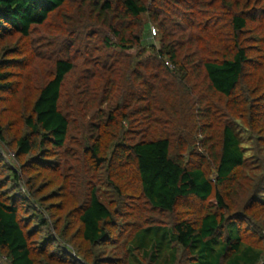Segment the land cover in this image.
<instances>
[{
  "label": "trees",
  "instance_id": "1",
  "mask_svg": "<svg viewBox=\"0 0 264 264\" xmlns=\"http://www.w3.org/2000/svg\"><path fill=\"white\" fill-rule=\"evenodd\" d=\"M1 104L0 264H264V0H0Z\"/></svg>",
  "mask_w": 264,
  "mask_h": 264
},
{
  "label": "rangeland",
  "instance_id": "2",
  "mask_svg": "<svg viewBox=\"0 0 264 264\" xmlns=\"http://www.w3.org/2000/svg\"><path fill=\"white\" fill-rule=\"evenodd\" d=\"M76 5L77 4H74L73 7H76ZM51 21L52 22L49 23V25H45V26L40 27L38 29L37 33L34 34V37H32V39H34L33 46H35V48L40 49V51L42 50V52H44V53H45V51H47V48L45 46V43L47 41L53 40L55 44H58V43L62 42L67 37V35L72 34V33H79L76 29H75V32L74 31L72 32V30L74 28L70 29V28L65 27L63 24H61V22H58L57 20L55 21L54 17L51 19ZM54 22L57 25H53ZM60 28H61V30H59ZM150 28H151V33L153 35L154 30L156 32L157 28L154 25H152ZM155 40H156L155 43L157 44L158 39L156 38ZM36 46H38V47H36ZM61 53L63 54V51H61ZM72 54H73V56H75V53H72ZM127 62H124V64L127 65ZM122 67L124 68V66H122ZM134 67L135 66L132 65V67L129 69V71L132 70V68H134ZM30 68L35 69L34 72H32V74L36 78L42 79L46 76V74H47L46 72L52 68V60L47 59L46 56H43L40 58L39 57L38 58L32 57ZM129 71H128V69H127V71H125L124 77H125V82L131 84V82H133V81H132V76H130V74H129ZM147 80L149 81L150 85H151V83L153 84L155 82L154 80L151 79V75H150V78L147 77ZM119 83L120 82H118V84ZM155 83H156V85L159 84L158 82H155ZM165 83L168 84V79L165 80ZM168 85L169 86H167V90H169L171 92L172 96L168 97L166 95V93L162 91V89H160L159 94L156 92L158 94V95H156V98H155V105H156L157 111L154 112V115L155 116L160 115L162 122H166L167 118H170V119L173 118V115L176 112V115H179L182 118V122L184 125L183 131H184V137L186 139L187 144L185 145L186 152H184V150H183V153L188 154L192 150H194L195 152L203 153L205 149H204V147L200 146L198 139L200 138V135H199L200 126H201V128L205 127L203 125L205 120L199 118L197 115H191V114H189V111L185 110L184 107H185L186 101L187 100L189 101L191 98V96L187 92L188 87L182 89L181 88L182 85L177 83L175 80H171V83H169ZM121 86H123V85H121ZM155 88L157 89V86ZM171 100H173L177 104L176 109H175V107H169L172 111L167 108L169 105L168 102H172ZM4 106H5L4 104H1L0 110H2L4 108ZM130 110H131V108L128 109V111H130ZM182 113H185V114H182ZM163 126H164V124L162 123V127ZM211 133H212L214 139H215V137L218 136L217 135L218 130H217L216 126L213 127V130ZM190 149H191V151H189ZM194 154L198 155V153H194ZM205 154H207L206 150H205ZM203 157L205 159H207L206 155ZM127 176L125 174L123 175L125 180H126V178H128ZM237 198H239V203H241L242 200H243V202H245V199H243V198H245L244 196H238Z\"/></svg>",
  "mask_w": 264,
  "mask_h": 264
}]
</instances>
